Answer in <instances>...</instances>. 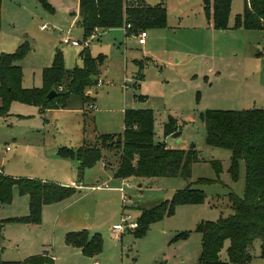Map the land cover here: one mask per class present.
I'll return each instance as SVG.
<instances>
[{"label":"rangeland","instance_id":"obj_1","mask_svg":"<svg viewBox=\"0 0 264 264\" xmlns=\"http://www.w3.org/2000/svg\"><path fill=\"white\" fill-rule=\"evenodd\" d=\"M46 1L52 11L43 8L37 0H3L6 17L4 21L1 16L0 33L14 37L19 42L18 47L22 44L29 47L23 59L17 62L22 71V88L42 87V71L50 67L56 51L63 55L66 69L81 65L78 55L84 49L89 50L92 57L103 54L107 57L106 67L104 72L100 69L96 78L102 83L98 86L96 82L89 88V93L86 90V95H93L96 103L84 106L80 118L83 120V115L87 114L89 123L93 117L92 125L98 135H119L123 132L124 110L150 109L153 111L155 143H171V138L179 150L187 151L194 146L199 159L191 166L188 180L180 177L121 180L131 181L132 185L131 189H125L124 194L130 198L131 204H127L124 212L130 208L137 213L154 209L169 200L176 191L187 187L202 191L204 201L197 205L177 206L171 216L149 224L140 237H136L132 230L114 236L112 219L97 217L93 226L102 228L99 231L103 243L100 255L108 264H198L201 235L195 231L197 225L230 216L233 210L229 194L242 198L245 189L244 162L239 163L237 179L233 180L228 172L230 151L206 144L201 117L207 111L264 110V31L235 27V18L243 13L245 0H231L224 31L205 28L207 19L202 0H155L166 9L167 25L164 29L143 30L147 34V45L143 49L138 46L137 37H125L120 28L98 30L94 38H85L79 21L73 15L76 0ZM129 28L125 27V30ZM67 30L70 37L80 43L79 46L61 42ZM15 40L7 44H13ZM85 40L88 41L87 48L83 45ZM3 46H6L5 41L0 38V49ZM136 61L143 65L140 72L142 80L138 81L134 79L138 72ZM34 107L12 102L8 115L0 116V172L6 176L24 178L21 176L26 172L17 166L28 163L43 164L50 173L55 172L58 149L54 152L47 147L55 142H64L70 132H75L64 120L51 123V119H46L38 107L37 115L40 117H37L36 110H32ZM16 112L26 114L23 115L26 119L18 120ZM169 118L175 120L179 132L176 137L165 138L163 129ZM43 123L54 134H32L31 131ZM90 134L88 131L86 136ZM49 135L50 138L47 137ZM95 137L93 135L90 141L93 146L97 144ZM48 139L53 144L45 147ZM103 155L105 163H110L111 155L115 156V153L105 150ZM91 173V177L84 178L88 185L93 178L100 176L98 171L99 174ZM108 185L110 188L115 186L111 182ZM89 193V196L101 197L106 191ZM3 207H0L1 214L8 209ZM133 221L136 219L132 216L129 222ZM15 244L14 241L10 247L5 246L4 258L9 260L5 262L2 259L5 264H18L25 258L22 245L16 251ZM260 245V239L253 241L248 264H264ZM59 254L56 253V257H60L56 264L95 262L78 254ZM225 258L223 249L221 259ZM98 264L103 263L98 261Z\"/></svg>","mask_w":264,"mask_h":264},{"label":"trees","instance_id":"obj_2","mask_svg":"<svg viewBox=\"0 0 264 264\" xmlns=\"http://www.w3.org/2000/svg\"><path fill=\"white\" fill-rule=\"evenodd\" d=\"M37 1L43 8L52 11L46 0ZM230 5L231 0H202L205 18L211 22L214 30H226ZM78 17L85 38L90 37L96 29L129 26L126 36L136 37L143 30L164 29L167 25L164 6L150 7L139 2L126 3L124 0H79ZM235 27L264 31V0H245L243 13L235 18ZM28 51V45L22 44L13 53L0 54V116L8 115L12 102L38 107L43 113L47 110L70 109L74 101L80 109L94 104V99L86 95V90L97 82V75L106 60L104 55L92 57L89 50L84 49L78 55L82 65L67 70L63 55L56 51L51 66L42 71V87L26 90L22 88V71L16 63ZM136 66L137 79L142 80L140 72L143 65L136 62ZM52 91L55 95L48 98L47 95ZM91 108L96 110L95 106ZM83 117L84 134L95 132L93 117L89 123L87 114ZM201 119L205 125L206 144L230 151L228 172L233 180L237 179L239 163L244 162L245 189L242 198L229 194L233 210L230 216L197 225L195 231L201 235L198 264H248L251 260L249 249L255 239H260V253L264 257V110L207 111ZM123 124V132L119 135L96 134L95 142L98 145L86 144L76 151L61 147L58 155L77 161L79 179L86 169L103 160L105 150L114 152L117 157L116 179H190L191 166L199 161L194 146L184 151L169 149L164 142L155 143L152 110H125ZM163 131L165 138L176 137L179 126L174 119L169 118ZM217 171H220L219 168ZM14 187L20 195L28 196L29 213L25 217L0 221V264H5L1 259L2 231L5 225H39L44 206L70 199L77 192L72 187L54 182L15 179L0 172V207L11 203ZM203 201V192L198 189L187 187L178 190L156 208L141 210L136 219L137 227L132 231L136 237L143 236L149 224L171 216L177 206L197 205ZM64 242L67 246L79 249L88 258L99 255L103 247L100 234L90 235L86 230L67 233ZM226 243L228 245L224 248ZM223 249L225 259H221ZM18 264L55 263L47 254H42Z\"/></svg>","mask_w":264,"mask_h":264},{"label":"crops","instance_id":"obj_3","mask_svg":"<svg viewBox=\"0 0 264 264\" xmlns=\"http://www.w3.org/2000/svg\"><path fill=\"white\" fill-rule=\"evenodd\" d=\"M49 1L53 3L52 0H49ZM138 2L146 6H150V7L160 5L155 0H138ZM78 5H79V0H76V11L74 12L73 15H74V19H77L79 21ZM5 7H6V4L3 3V0H2L1 16L3 17L4 21L6 17ZM1 22H0V25H1ZM206 22L207 23L205 25V28L211 30L212 29L211 22H208V21ZM71 24L70 26L72 27ZM115 29H119V28H115ZM120 29L124 31L125 37H127L125 28L123 27ZM98 30H101V29H96L95 31H93L90 38H94ZM69 32L70 31L67 30L63 38L65 37L71 38L69 35ZM0 38L3 39L6 44V46H3L0 49V54L9 53L11 51L13 52L18 47L19 42H16L14 37L12 36L8 37L7 35L0 33ZM146 38H145V43L143 45L138 44V46H142L143 49H145L147 45ZM13 40H15V43L7 44L8 41L13 42ZM86 42H87V46L84 48H87L89 46L87 40ZM106 61H107V57H106L104 65L101 67L103 72H104L103 69L106 67ZM67 70H71V69H67ZM134 79L138 81L137 72L135 74ZM135 82H133V84ZM87 93H89V89H87ZM90 98L94 99V103H96V99L94 98L93 95H91ZM75 102L76 101L73 102V107L70 109L47 110L44 112L45 117L47 116L46 119L48 118L51 119V123L53 121L63 122L64 120L65 124L69 125L68 127H70L71 131L72 130L75 131L73 134L70 132L69 134L70 136L67 137L64 142H55V144H53L52 141L54 142V139L52 137H51L52 141L48 139L50 143L48 141L47 144H45V147H47L46 145H49L52 143L53 146L49 145V147L47 148L53 149L54 152L56 149H59L61 147H66L71 150H77L86 144L91 145L90 143L91 137L97 134L96 128H95V132H91V134L88 135V137L86 136V134H84V132H82L83 131V120L80 118L81 109L79 107V104ZM34 108L35 109H32V110H36L35 115L37 117H40L39 115H37V108L36 107ZM16 113L18 114L16 115L18 120L26 119V116H23L26 114H21L20 112H16ZM44 121L46 122L47 120H44ZM45 125L47 124L43 123L41 126L35 127V130L31 131L32 134H34V132H36V134L41 133L43 135L46 133L47 134L49 133L50 135L51 133L54 134L53 131L48 130L50 127L45 126ZM50 135L47 137L50 138ZM72 136H76V138L72 139L71 138ZM170 140H171V143H169L167 140H166L167 142L164 141L166 147L169 149H178L174 145V142H173L174 139L170 138ZM108 158H110V156H108ZM110 160H111L110 163L109 162L105 163L106 161H104L103 159L102 161L98 162L93 168L86 169L81 179L78 178L77 161H73L69 158H60L58 156V159L55 160L56 170L53 173H50L49 170L43 164L28 163L22 166H17V168H22L26 172V174H23L24 176H21V177L28 178V179H37L41 181L54 182V183L67 186V187H70L71 183L77 182L81 184V188L76 189L77 191L76 194L70 199H67L65 201H62L56 204L44 206L42 209V214H41V223L39 225H23V224L5 225L2 231L3 241L1 245L3 247V252L1 255V259H3L5 262H9V260L4 258V252L6 250L5 246L10 247L11 243L15 241L16 243L15 246L17 247L16 251L20 250L21 245L23 247L22 251H24L25 253L24 255L25 258H23L22 262L34 256L47 254L49 257H51L54 260V263H55L60 258V257H56V253L57 254L60 253L59 255L78 254L82 258L90 260V262L95 260V262H93L92 264H95V263L98 264V261L103 264H108L109 262L100 255L102 252L99 255H96L92 258L85 257L82 255L79 249L67 246L64 242V239L67 233L79 232L82 230H86L90 235L98 233L101 236V233H99V231H101L102 228L100 227L98 228V226L97 227L93 226L94 224L93 221H95L97 217H99L100 219H104V220L106 218L112 219L114 223L113 226L118 225L117 222L119 221L120 216H122L123 208L121 204L120 193L115 189L116 187L118 188L121 186L122 181L114 177L116 166H117V157L114 155H111ZM99 165L101 166L98 167ZM94 171L96 173L97 171L100 172V176H96L95 177L96 180L95 178H93L94 180L93 182H91L90 185L86 184L84 182V178L88 179L89 177H91V174H92L91 172L95 173ZM101 179L106 180V182L100 183L99 181H101ZM75 180H78V181H75ZM134 180H141V179H134ZM109 182L115 185L114 188H111L110 190L92 189L93 187H96L97 185L109 184ZM85 191H89V192L90 191H94V192L106 191V193L103 194L101 197L99 196L96 197L95 195H92V196L87 195L91 193L85 192ZM117 193H119V195ZM114 203H116V205H114ZM4 207H7L8 209L3 214H1L3 212L1 211L0 221L9 219V218L25 217L29 213V198L26 195H20L18 190H13L11 203ZM130 209L131 210H128L126 213L132 214V215L129 214L130 217L133 216L134 219H137L140 216V212L137 213L136 211L132 210L133 208H130ZM0 210H2V208H0ZM90 219H92V221ZM122 233H119L118 235H121ZM113 234L114 236H116L115 233Z\"/></svg>","mask_w":264,"mask_h":264},{"label":"built area","instance_id":"obj_4","mask_svg":"<svg viewBox=\"0 0 264 264\" xmlns=\"http://www.w3.org/2000/svg\"><path fill=\"white\" fill-rule=\"evenodd\" d=\"M124 2L126 3H135V2H138V0H124ZM42 28H46L45 26H43ZM126 28H129V26H126ZM147 34L145 31H141L138 36H137V42L139 45H143L145 43V38H146ZM63 44H66V45H72V46H78L80 43H78L77 41L75 40H72L71 38L69 37H65L62 39L61 41ZM84 44V47L87 46V42L86 40L83 42ZM99 80H97V84L98 86H100V84L102 82H100ZM70 187L74 188V189H78V188H81V184L80 183H77V182H73L71 183ZM132 188V185H131V181H122L121 182V186L116 188L115 190H117L120 195H121V202H122V208H123V213H122V217H121V221L118 225L116 226H113L112 228V231L113 233L115 234H119V233H122L124 232L125 230L129 231V230H133L137 227V223L136 221L134 222H129L130 220V215H128L126 212H124V210L128 207L127 204H131V200L129 197L126 196L125 193V189H131ZM92 189H108L110 190L111 188L109 187L108 184H101V185H97L96 187H93ZM97 264V263H95Z\"/></svg>","mask_w":264,"mask_h":264},{"label":"water","instance_id":"obj_5","mask_svg":"<svg viewBox=\"0 0 264 264\" xmlns=\"http://www.w3.org/2000/svg\"><path fill=\"white\" fill-rule=\"evenodd\" d=\"M54 95H55V92L52 91V92H50V93L47 95V97H48V98H52Z\"/></svg>","mask_w":264,"mask_h":264}]
</instances>
